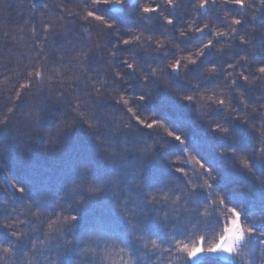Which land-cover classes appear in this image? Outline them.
I'll return each mask as SVG.
<instances>
[{
  "label": "trees",
  "instance_id": "1",
  "mask_svg": "<svg viewBox=\"0 0 264 264\" xmlns=\"http://www.w3.org/2000/svg\"><path fill=\"white\" fill-rule=\"evenodd\" d=\"M200 2L201 0H173L176 7L170 8L168 0H136L140 9L151 6L159 8V12H153L150 14L151 18L141 20L137 15L139 9L129 3L125 11L115 13L122 17V20L114 21L121 25L120 30L115 35H109L100 32L95 22L85 24L82 19L73 15L81 10L83 0H0V120L6 119L9 129L4 140L8 149L0 154V210L11 211L20 220L29 221L18 225L20 228L26 231L34 229L33 234L36 236H42L46 231L45 223L31 222L34 217L26 207L29 205L27 196L18 191L13 195L14 189L21 184L30 188L35 182L43 180L56 189L65 178L73 174L83 157L91 153L96 154L98 166L105 171L109 170L108 163L102 158L104 145L88 134L86 121L77 117L74 109L76 104L86 114L105 112L115 124V128L109 133L110 138L119 135L122 130L127 131L128 125L136 128L133 113L127 111L129 107L145 123L159 119L163 125L155 128L152 135H149L147 128H143L142 132H135L134 136L141 143L151 144L153 140L160 141L162 137L171 140V137H167L170 130L177 131V134L186 133L188 138L182 147L187 152L162 154L160 162L154 163L151 171L164 175L169 166L172 171L181 167L188 173L185 179L191 180L198 190L206 181V185L211 187L206 186L201 192V202L214 203L213 199H209V193L218 199L223 195L221 188L248 183L238 170L241 159L245 158L243 153L236 152V158L233 159L232 148L227 146V142L214 139L208 125L215 127V120L224 124L226 120L241 116L249 122L248 126L252 130V138L247 145V158L253 155L254 150L259 155L264 150V137L261 136V132H264V107L257 106L262 103L260 93L264 91V85H257L246 97V102L252 104L246 113L239 110L217 113L215 109L218 105L213 104L208 97L223 98L228 104L229 91L224 85L234 78L238 79L240 72L260 75L256 69L259 61L264 59V52L259 50L257 39V50L249 55L246 65L241 61V65L235 69L227 68L229 60L235 63L238 59L239 50L235 46L229 48L217 43L212 34L189 32L188 29L203 27L204 23L211 21L220 31H226L219 25L217 18L224 15L231 18L235 13L209 8L205 15L204 10L198 7ZM219 2L217 0L218 4ZM139 14L149 15L142 12ZM169 19L173 24L167 23ZM262 20L264 16L257 13V22ZM49 28L60 32V35L54 37L47 31ZM181 31L186 32L187 36L181 37ZM137 35L141 37L138 44L123 45L124 39ZM256 35L259 37V33ZM199 39H203L204 43L213 39L215 48L206 58H193L204 59L206 68L218 63L227 71L218 69L219 75L211 74L208 78L196 74L190 77V82L175 80L174 83L184 89L179 96L173 90L171 95L162 93L159 98L142 105L139 95L142 90L151 87V80L156 79L150 74L155 71L167 83V74L171 71L168 65L177 58L182 63L186 62L185 57L203 46L198 42ZM221 47L224 48L222 53L217 51ZM81 49H91L83 72L75 67L77 62L71 59ZM122 61L133 64L135 72ZM36 71L43 72V83L34 75L29 76V73ZM238 82L243 87V82ZM25 83L32 85L31 90L21 89L20 86ZM97 89L102 93L99 99ZM17 92L21 93L19 98ZM184 95H193L197 99L189 104L180 98ZM120 96L129 101L128 105L118 103ZM231 105L233 108H243L235 97L231 100ZM40 109L43 112L39 121L31 123L34 112ZM201 112L211 119L206 117L202 121ZM3 127L5 125L0 124V128ZM220 143L225 144L224 149H219ZM201 156L221 173L216 178L217 182L207 180L203 175L204 170L197 162ZM186 158L190 163H185ZM126 163L128 167L135 168L139 161L129 155ZM176 175L180 176L181 173L177 172ZM169 186L177 194L183 190L179 181L170 180ZM235 196L237 202L244 200L248 203L250 218L259 221V200L250 201L245 189L238 191ZM173 213L187 224L183 208L177 206ZM218 215L221 220H226L223 213ZM222 235V228L212 219L211 223L191 226L188 229V239L183 242L193 246L203 238L205 247H208L214 245ZM167 247V244L162 245V248ZM260 247L262 246L257 245L258 249ZM51 255L55 257V250ZM244 256H247L246 252ZM160 257L156 264H187L184 253L161 251ZM256 258L257 264H260L264 253L258 250ZM206 260L204 258L195 264H206ZM217 264H232V261L222 258Z\"/></svg>",
  "mask_w": 264,
  "mask_h": 264
},
{
  "label": "snow or ice",
  "instance_id": "2",
  "mask_svg": "<svg viewBox=\"0 0 264 264\" xmlns=\"http://www.w3.org/2000/svg\"><path fill=\"white\" fill-rule=\"evenodd\" d=\"M129 3L139 9L137 15L141 20L151 18L150 14L153 12H159V8L151 6L140 9L136 0H83L81 10L73 15L78 16L85 24L95 22L102 33L115 35L121 25L114 21L122 20V17L115 13L125 11ZM168 6L176 7L173 0H168ZM198 7L204 10L205 15L209 8H220L224 12L235 13L231 18L227 15L217 18L219 25L226 31H220L211 21L204 23L203 27L188 29L189 32L212 34L217 43L229 48L235 46L239 50L238 59L235 63L229 60L227 68L235 69L241 65V61L246 65L249 55L257 50V39L259 50L264 52V20L257 22V13L264 16V0H220L219 4L217 0H201ZM141 12L149 15H140ZM167 23L171 25L173 21L169 19ZM47 31L54 37L60 35V32L52 28ZM180 36L186 37L187 33L181 31ZM140 39L137 35L124 39L122 43L125 46L138 44ZM198 42L203 46L185 57L186 62L182 63L181 59L177 58L168 65L171 71L167 74V83H164L155 71L150 74L156 79L151 80V87L142 90L139 95L138 99L142 105L159 98L162 93L171 95L173 90L174 94L179 96L184 89L175 84V80L190 82V77L196 74L208 78L211 74L219 75L218 69L227 71L218 63L206 68L204 59H194L193 56L206 58L215 48L213 39H208L207 43H204L203 39ZM217 51L222 53L224 48L221 47ZM90 52L91 49H81L71 57L77 62L75 67L81 72L84 71ZM122 62L135 72L133 64ZM256 71L260 75H246L240 72L238 79L234 78L224 85L229 91L228 104L223 98L208 97L213 104L218 105L215 109L217 113L238 110L246 113L248 108L252 107V104L246 102V97L257 85H264V59L259 61ZM33 75L40 83L44 82L42 71L29 73V76ZM238 81L243 82V87ZM20 87L22 90H31L32 85L25 83ZM96 92L98 99L102 97L100 89ZM20 96L21 93L17 92V98ZM234 97L243 108L232 107L231 100ZM260 97L262 103L257 107H264V91L260 93ZM180 98L189 104L197 99L193 95ZM199 98L203 99V96ZM118 103L128 105L129 101L120 96ZM74 109L77 117L86 121L88 134L103 143L102 158L108 163L109 170L105 171L98 166L96 154L91 153L83 157L73 174L65 178L56 189L43 180L35 182L30 188L21 184L19 188L14 189L13 195L18 191L27 196L29 205L26 207L34 217L31 222L45 223L46 231L42 236H36L33 234L34 229L26 231L18 226L29 222L27 219L20 220L13 212L0 210V264H156L161 258V251L184 253L187 264H195V261L204 258H207L206 264H217L222 258L230 259L232 264H257L256 252L259 250L264 253V150H261L259 155L254 150L253 155L247 158V145L252 138V130L247 120L237 115L235 119L226 120L224 124L215 120V127L208 125L214 139L227 142V146L232 148L233 159L236 158V152L243 153L245 158L241 159L238 170L248 183L221 188L223 195L218 199L209 193L208 197L213 199L214 203H207L200 201L201 192L206 186L211 187L206 185V181L198 190L191 180L185 179L188 173L181 167L172 171L169 166L164 175L151 171L153 164L160 162L162 154L187 152V149L182 147L188 138L186 133L177 134V131L170 130L167 137H171V140L162 137L160 141L153 140L151 144L141 143L139 138L134 136L135 132H142L143 128H147L149 135H152L155 128L163 125L159 119L145 123L129 107L127 111L133 113L136 128L128 125L127 131L122 130L119 135L110 138L109 133L115 128V124L105 112L86 114L81 111L79 104L74 105ZM42 112L43 109L35 111L31 123L38 122ZM206 117V113H200L202 121ZM0 124L5 125L0 128L2 154L8 149L4 140L9 129L6 119L0 120ZM261 136L264 137V132H261ZM224 148L225 144L220 143L219 149ZM129 155L139 161L135 168L127 166ZM197 162L204 170L203 175L207 180L217 182L216 178L221 173L203 156ZM185 163L190 161L186 158ZM177 172L181 175L177 176ZM170 180L179 181L183 185L179 194L169 186ZM241 189L246 190L250 201L259 200V221L250 218L248 203L244 200L236 201L235 194ZM177 206L184 209L187 224L173 213ZM218 213H223L226 220H221ZM212 219H215L223 230V235L214 245L205 247L203 238L193 246L183 242L188 239V229L191 226L211 223ZM163 244L168 247L162 248ZM257 245L262 247L258 249ZM53 250L56 252L55 257L51 255ZM245 252L247 256H244ZM260 264H264V259L260 260Z\"/></svg>",
  "mask_w": 264,
  "mask_h": 264
},
{
  "label": "rangeland",
  "instance_id": "3",
  "mask_svg": "<svg viewBox=\"0 0 264 264\" xmlns=\"http://www.w3.org/2000/svg\"><path fill=\"white\" fill-rule=\"evenodd\" d=\"M223 259H228V258H223ZM198 261H199V260L195 261V263L198 262Z\"/></svg>",
  "mask_w": 264,
  "mask_h": 264
}]
</instances>
